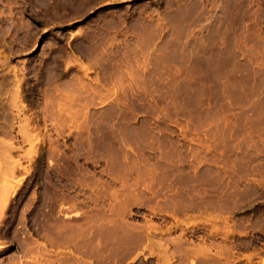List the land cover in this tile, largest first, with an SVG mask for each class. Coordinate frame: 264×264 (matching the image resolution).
<instances>
[{
    "label": "rangeland",
    "instance_id": "374dc122",
    "mask_svg": "<svg viewBox=\"0 0 264 264\" xmlns=\"http://www.w3.org/2000/svg\"><path fill=\"white\" fill-rule=\"evenodd\" d=\"M0 264H264V0H0Z\"/></svg>",
    "mask_w": 264,
    "mask_h": 264
},
{
    "label": "bare ground",
    "instance_id": "6f19581e",
    "mask_svg": "<svg viewBox=\"0 0 264 264\" xmlns=\"http://www.w3.org/2000/svg\"><path fill=\"white\" fill-rule=\"evenodd\" d=\"M15 192V191H14ZM11 195H13V194H11ZM11 197V196H10Z\"/></svg>",
    "mask_w": 264,
    "mask_h": 264
}]
</instances>
